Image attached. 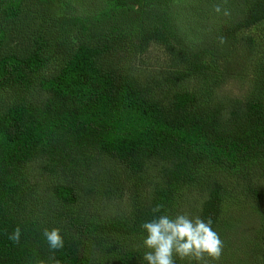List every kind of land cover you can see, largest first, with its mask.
I'll return each mask as SVG.
<instances>
[{
  "label": "trees",
  "instance_id": "obj_1",
  "mask_svg": "<svg viewBox=\"0 0 264 264\" xmlns=\"http://www.w3.org/2000/svg\"><path fill=\"white\" fill-rule=\"evenodd\" d=\"M26 1L0 0L2 21L20 18ZM222 1L116 0L120 6H135L144 18L137 50L159 43L181 65L148 79L139 78L131 69L105 65L102 57L113 46L86 41L69 53L58 73L46 77L42 74L49 61L46 34L36 31L29 49L11 50L5 48L8 34L0 26V88L14 90L10 106L4 109L0 105V264H146L144 252L123 249L107 242L104 235L143 240L147 235L141 227L144 222L161 214L173 217L180 192L203 185L208 191L197 216L205 221L210 218L214 228L224 188L218 179H206V173L220 170L244 177L256 167V177L264 178V63L259 66L252 93L243 100L215 101L209 87L201 94L159 92L166 85L207 74L200 46L183 48L179 29L187 24L185 29L191 33L202 31L194 25L209 11L210 3L222 10L236 3L244 12L241 19L223 26V35L234 36L264 22V0ZM37 2L56 13L57 23L76 27L83 36L94 30V14L102 10L99 0ZM162 4L167 11L155 7ZM61 5L73 7L75 13L60 17ZM212 34L208 31L209 39ZM33 88L43 93L38 101L28 100ZM151 160L168 162L163 182L154 189L150 204L138 205L128 217L103 222L68 208L58 214L65 223L61 225L42 221L26 209L30 188L23 171L34 161H41L45 172H60L70 178L52 186L56 198L67 206L81 201V193L94 191L85 182L102 166L116 162L139 176ZM249 190L264 205V188L256 185ZM113 191L104 190L105 195ZM157 205L164 207L154 214ZM17 227L21 229L18 244L9 239ZM53 228L60 229L64 238L59 250H52L43 235L45 229ZM262 228L264 236V225ZM92 246L102 257L94 255L97 251ZM176 264H181L179 258Z\"/></svg>",
  "mask_w": 264,
  "mask_h": 264
},
{
  "label": "rangeland",
  "instance_id": "obj_2",
  "mask_svg": "<svg viewBox=\"0 0 264 264\" xmlns=\"http://www.w3.org/2000/svg\"><path fill=\"white\" fill-rule=\"evenodd\" d=\"M99 1L102 10L94 14V30L83 36L76 27L57 23L56 13L50 7L40 4L37 0H27L20 18L3 22L0 17V26H3L8 34L5 48L22 51L29 49L34 32L46 34L50 43L45 47L49 61L42 71L46 77L58 73L66 64L69 53L80 42L85 41L98 45L107 42L113 46L111 53L104 54L102 62L109 67L131 69L141 79L165 74L170 69L181 66L159 43L153 42L141 52L137 50L144 18L135 6H120L116 4V0ZM222 2L227 3L225 0ZM175 5L179 8L177 3ZM155 7L168 10L163 4L161 7ZM224 9L228 10V15H224ZM177 10H174V13ZM223 10L217 13L214 3H210L209 11L205 15L202 14L204 17L198 21V26L194 25L195 28L200 26L202 31L191 33L185 29L187 24H181L179 29L183 48L192 50L200 46L203 63L208 67L207 74L193 75L173 85H166L160 93L170 90L201 94L205 87H209L213 91L212 97L215 101L243 100L252 93L254 83L258 79L259 66L264 63V22L238 31L234 36H226L223 35V26L232 25L234 21L241 19L244 12L238 10L236 3ZM183 11L186 12L184 6ZM70 12L75 13L73 7L61 5L58 15L61 17L64 13L69 15ZM169 13L172 14L171 11ZM208 31L209 34L213 31L210 39L207 36ZM13 96V89L0 88V105L4 109L9 107ZM27 96L29 101H38L43 93L40 89L33 88ZM168 166V162L164 160H151L139 176H134L118 163L110 162L102 166L98 170L99 173L92 175V180L85 182L88 189H94L92 193L79 191L83 199L65 206L56 198L52 186L66 183L70 178L60 172H45L42 162L34 161L23 171L30 188L26 209L42 221H58L61 225L65 223L58 219V214L68 208H75L103 222L115 217H128L138 205L150 204L154 189L163 182L162 172ZM206 179H218L224 188L221 212L213 228L223 241V253L218 261L208 259L207 264H264V205L256 201L249 190L250 186L256 188V185L264 188V178L256 177L255 167L250 175L244 177L230 176L217 170L206 173ZM109 188L114 191L105 195L104 190ZM207 191V185L183 189L179 194L176 215L188 214L193 218L197 217ZM104 238L107 242L118 244L126 250L146 251L143 240L140 239L117 235H104ZM92 248L97 251L94 254L96 257H102L95 246ZM194 261L181 260V264H191Z\"/></svg>",
  "mask_w": 264,
  "mask_h": 264
},
{
  "label": "clouds",
  "instance_id": "obj_3",
  "mask_svg": "<svg viewBox=\"0 0 264 264\" xmlns=\"http://www.w3.org/2000/svg\"><path fill=\"white\" fill-rule=\"evenodd\" d=\"M217 13L222 11L220 5H214ZM228 15V10H223ZM163 205L155 206L153 213H160ZM141 227L146 232L143 246L146 249L143 261L146 264H176L180 260H195L198 264H207L208 259L219 260L223 253V241L212 228V220L178 214L175 217L167 214L154 216L144 222ZM49 247L59 250L64 247V238L60 229H45L43 233ZM21 229L17 227L9 235L13 243L18 244Z\"/></svg>",
  "mask_w": 264,
  "mask_h": 264
}]
</instances>
